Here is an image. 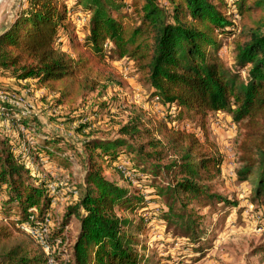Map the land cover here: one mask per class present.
I'll return each mask as SVG.
<instances>
[{"label": "trees", "instance_id": "obj_1", "mask_svg": "<svg viewBox=\"0 0 264 264\" xmlns=\"http://www.w3.org/2000/svg\"><path fill=\"white\" fill-rule=\"evenodd\" d=\"M231 1L232 6L227 0H130L129 4L126 0H75L68 6L65 0H28L27 7L22 11L17 8L0 32V75L17 82L36 81L38 89L57 96L58 105L70 109L98 89L115 85L117 76L108 67L113 54L134 62L150 85L151 102L158 103L165 119L148 122L151 128L142 123L124 128L136 140H147L138 148L124 144L129 153L137 155V162L125 168L129 175L138 176L145 170L142 163L153 159L157 163L148 170V177L158 180L162 173L171 175L156 195L166 198L164 219L173 225L175 236L192 243L199 241L200 229L197 221L187 216L185 200H227L211 193L218 162L203 152L196 132L180 128L184 120L192 123L196 117L197 129L202 130L208 120L224 113L239 124L241 166L237 176L252 184L256 202H264V0ZM79 8L88 16L81 41L73 19ZM230 34L235 37L233 68L218 57V37ZM9 94L16 95L13 91ZM108 107L96 102L73 116L72 122L82 123ZM10 115L11 127H27L30 120L36 123L35 117L13 118L12 111ZM3 120L0 193L5 202L1 222L23 232L19 225L33 215V207L36 213L31 223L45 222L49 197L41 184L29 182L28 169L21 171L18 162L25 149L22 142H14L18 140L4 128ZM96 121L81 124L78 132L85 133ZM64 140L46 135L40 142L34 139L31 149L35 148L36 157L52 158L56 152L61 154L62 145L57 143ZM121 143L125 142L92 138L82 143L89 152L83 192L59 228L61 231L72 217L80 222L74 261L67 264H148L145 254L136 248V236L143 227H135L125 216L126 210L135 212L140 203L146 207L147 202L142 197L133 198L104 176L107 157L121 165L122 154L117 150ZM167 158L169 163L163 165ZM177 203L181 208L175 212ZM15 209L20 212L13 218ZM11 237L8 227L1 226L0 264H46L41 248L34 253L27 244L8 246Z\"/></svg>", "mask_w": 264, "mask_h": 264}, {"label": "rangeland", "instance_id": "obj_2", "mask_svg": "<svg viewBox=\"0 0 264 264\" xmlns=\"http://www.w3.org/2000/svg\"><path fill=\"white\" fill-rule=\"evenodd\" d=\"M27 1H0V32L9 24L17 8L22 11L27 7ZM65 1L71 6L75 0ZM227 1L232 6V1ZM126 3L129 4L130 0H126ZM78 12L73 19L75 31L81 41L84 38L82 26L85 19L88 20V16L81 8ZM218 38L221 42L218 57L226 67L233 68L235 37L230 34ZM64 42L70 45L66 36ZM108 61L109 70L117 76L115 85L102 87L77 101L72 107L78 110L76 113L72 112V108L71 110L58 105L57 96L38 89L36 81L28 79L17 82L9 76L0 75V121L4 118V128L18 140L14 142H22V149H25L18 162L23 168L21 171L28 169L31 176L29 182L34 185L41 184L42 188L47 190L49 197L47 222L45 221L48 227L47 243L54 262L67 264L74 261L73 248L80 233V222L76 217H72L61 231L59 228L66 222L69 207L83 192L89 152L82 143L92 138L106 142H125L117 148L118 153L122 154L121 165L116 159L107 157L104 176L110 182L128 190L133 198L142 197L147 202L146 207L140 203L135 212L126 210L125 216L135 227L139 225L143 227L141 233L136 236V241L139 242L136 248L139 253L145 254L148 264H264V202H256L252 195V184L237 176L241 166L238 148L242 140V129L239 124L234 123L231 116L219 113L216 119L208 120L202 130L197 129L196 117L190 120L192 123L184 120L180 125L181 128L188 124L189 130L197 133L203 152L218 162L215 178L211 183V193L227 201L217 203V198H203L199 201L188 197L185 200L187 216L196 220L199 225V241L192 243L178 235L175 236L173 225L169 226L168 221L164 219L166 198L156 195L157 190L165 187L170 180L169 178L166 180V177L171 175L162 173L158 180L148 177V170L157 163L153 159H147L142 163L141 166L145 170L137 173L138 176L129 175L125 168L137 162V155L129 153L124 144H132L138 148L147 140H136L133 133L124 131V128H132L137 123L151 128L148 122L164 120L165 114L157 102H151L150 85L138 73L132 60L119 58L113 54ZM11 91L16 95H7ZM96 102L109 104V107L102 109L97 116L89 117L88 120L91 122L95 119L97 121L88 127L85 133L78 132L77 128L88 120L84 119L80 123L72 122L71 118L87 111ZM2 103H5V106ZM11 111L15 114L13 118L35 117L36 123L30 120L27 127L20 124H13L11 127L9 123ZM31 134H35L34 139L38 142L46 135L52 139L55 136L64 137V142L57 143L62 145L61 154L56 152L52 158L36 157L35 148L31 149L34 142ZM56 148L55 145L52 146L54 151ZM168 163L167 158L162 164ZM4 200L0 193V211ZM179 208L181 207L177 203L175 212H178ZM31 210L34 215L36 209L33 207ZM19 212L15 209L11 217H17ZM118 214L121 216V211ZM27 222L32 220L29 218L22 224ZM38 224L40 225V222ZM1 226H7L12 234L8 246L23 243L34 253L38 252L40 247L31 235L1 222L0 216Z\"/></svg>", "mask_w": 264, "mask_h": 264}, {"label": "built area", "instance_id": "obj_3", "mask_svg": "<svg viewBox=\"0 0 264 264\" xmlns=\"http://www.w3.org/2000/svg\"><path fill=\"white\" fill-rule=\"evenodd\" d=\"M183 127L186 130H189L188 124L184 125ZM31 212H33V210H31ZM34 219H35V216L31 215L30 220L34 221ZM45 221L47 222V220H45ZM46 222H43V223L40 222V225L39 224L38 225H32L31 222H27V223L19 225V228L23 232L31 235L35 239L36 243L39 245V247L42 249V251L44 252V254L47 257L46 264H56L49 254V247H48V243H47L48 227H47ZM36 226L37 227L39 226V227L36 228Z\"/></svg>", "mask_w": 264, "mask_h": 264}, {"label": "water", "instance_id": "obj_4", "mask_svg": "<svg viewBox=\"0 0 264 264\" xmlns=\"http://www.w3.org/2000/svg\"><path fill=\"white\" fill-rule=\"evenodd\" d=\"M1 1V0H0Z\"/></svg>", "mask_w": 264, "mask_h": 264}]
</instances>
